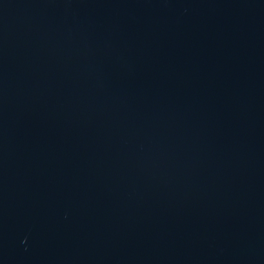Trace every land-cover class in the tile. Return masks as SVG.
<instances>
[{"label":"water","instance_id":"water-1","mask_svg":"<svg viewBox=\"0 0 264 264\" xmlns=\"http://www.w3.org/2000/svg\"><path fill=\"white\" fill-rule=\"evenodd\" d=\"M0 264H264V0H0Z\"/></svg>","mask_w":264,"mask_h":264}]
</instances>
